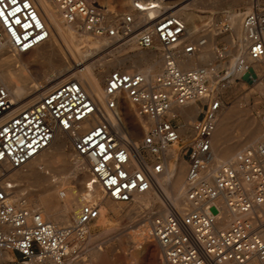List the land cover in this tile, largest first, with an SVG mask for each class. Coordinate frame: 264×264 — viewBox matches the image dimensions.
<instances>
[{"label": "built area", "instance_id": "1", "mask_svg": "<svg viewBox=\"0 0 264 264\" xmlns=\"http://www.w3.org/2000/svg\"><path fill=\"white\" fill-rule=\"evenodd\" d=\"M53 1L65 22L93 37L108 38L115 48L128 42L141 49L159 46L163 70L150 77L115 69L104 82L107 109L123 116L125 97L140 115L152 120L134 146L129 133L125 131L120 139L105 117L85 127L99 111L92 96L74 79L46 89L21 108L0 84V250L12 254L6 264H60L69 255L66 248L71 241L89 236L86 227L99 216V205L89 200L80 206L71 226L44 219L25 204L22 195L15 196L18 185L9 177L10 170L23 167L61 132L85 161L86 188L96 186L103 197L131 202L134 195L155 184L170 160L169 150L180 145L181 126L174 121L175 114L169 113L171 105L204 98L202 117L192 124L194 136L185 148L186 197L191 208L180 211L167 202L166 213H151L148 234L158 243L165 264H264V141L224 162L215 161L211 146L221 106L214 91L223 89L232 76L230 60L238 69L244 66L241 73H251V81H257L262 90L264 69L256 73L244 65L243 57L229 55L218 44L214 51L222 68L214 63L182 68L180 56L193 55L207 44L206 34L187 40L186 24L177 15L184 0H130V10L123 13L107 10L96 1ZM241 25L244 54L264 65V1L242 14ZM222 31H230L227 21ZM48 34L32 0H0V53L28 52L44 43ZM244 184H250L251 190ZM221 202L232 214L224 226Z\"/></svg>", "mask_w": 264, "mask_h": 264}, {"label": "bare ground", "instance_id": "2", "mask_svg": "<svg viewBox=\"0 0 264 264\" xmlns=\"http://www.w3.org/2000/svg\"><path fill=\"white\" fill-rule=\"evenodd\" d=\"M32 1L46 23L49 33L47 40L28 52L16 53L11 50H4L0 53V84L6 87L10 97L15 102V106L18 108L26 106L38 99L46 89L60 82L74 79L79 82L87 94L92 96L99 111L98 114L91 117L85 123V127H90L97 123L101 117H105L108 119L112 130L120 139L124 137L125 131H129L136 136L141 133L145 134L152 124V120L146 116L140 115L137 107L126 98H124L122 102L125 110L123 116H117L113 111L107 109L104 103V85H102V83L103 81L105 82L108 75L103 80H101V77L106 68H117L119 66H123V71H139L150 77L155 76L162 72L163 63L162 67H159L161 68L160 71L155 74L149 73V69L152 64H158L161 58L163 62V57L160 50L161 55H159L160 57L157 59L155 52L152 50H154L155 47L160 49V47L155 46L151 49H141L138 48L134 42H128L115 48L110 44L108 38L93 37L85 31L80 30L76 24L65 22L53 0ZM186 1L188 2L177 9V15H179L186 24V38L187 40H193L199 32H203V34L207 36V44L193 55L180 56L178 61L182 68L196 66L192 64L193 59L203 64L213 59H215L217 63L220 61L214 51L216 47L214 44L215 36L222 31V26L217 28V32L213 31L208 27L209 20L205 22V17L200 14L201 10L205 11L207 9L219 8L226 11L225 20L230 25L231 34L228 38V42L234 46L232 56L243 57L244 65L250 66L256 73L264 69V65L252 62L244 54L246 42L244 40L241 25L242 14L235 11V8L241 5H250L249 7H251L252 4L264 0H184V2ZM117 2L124 6L123 8H129L126 4V0H117ZM101 6L105 7L107 10L112 9L109 6ZM57 46L61 47L62 54H60L59 59L56 61L53 56L57 52ZM145 50L151 51L144 52ZM104 52L106 54L102 55ZM160 53L158 52V54ZM226 53H228L227 50ZM107 55H111L112 57L106 58ZM42 60L48 62L49 68L47 70L41 69L37 64ZM127 61L131 63L132 67L129 68L125 65ZM233 62L234 61L231 59L228 72L232 74V76H236L244 70V66L238 69ZM48 71L54 72L56 75L49 77L47 76ZM40 76L44 77L43 86L34 84V81ZM252 83L258 88L260 94L264 95V90H262L257 81L254 80ZM213 85L214 84H212V86ZM25 91H28L29 94H25ZM203 100H205V98ZM175 111H179L188 119L193 120L201 111V108L194 102L187 104L173 103L169 113L172 114L175 113ZM116 112H118V110H116ZM229 115L230 114L225 111L223 107L217 112L216 127L211 141L212 152L216 162L228 161L232 159L236 153L243 151L247 147L254 146L260 141H264V129H259L254 140H249L251 141L250 145H245L240 150L233 153V155L225 152V149H218L223 141L225 131L229 129ZM128 127L131 130H128ZM242 129H244V127H242ZM68 141L70 145H72L70 138L66 134L56 132L47 148L41 151L23 167L10 170L9 177L18 185L15 196L18 197L22 195L26 198L25 195L29 191H37L39 193L38 203L36 202V204H34L30 201V203L33 204L31 206L25 199V204L39 211L44 219L61 226H71L77 219L80 206L90 200L99 205V216L95 219V224L92 225V227L97 226L101 229L97 234V237H99L98 240L110 242L112 245H115L124 238H131L135 241V235H140V239H144V241L138 242L141 244L147 241V238L151 239L148 234L149 229L147 226L143 229L144 233L139 230L136 231V234H131L127 231V228L118 231L115 225L109 223L110 219L108 218V220L106 218L107 216L105 217V214H107L105 212L107 210L105 207L106 204L104 205L101 203V197L103 196H99L96 186H91L90 190L86 188V183L89 179L87 166L85 161L77 157L73 150L72 152H67ZM129 141L133 146L138 142L130 138ZM254 141L257 142L255 143ZM220 150L221 152H219ZM177 152V147L174 146L169 150L168 156L175 157L177 156ZM170 161L171 160H168L164 172L156 176L155 184L147 192L133 196L132 200H135V204L128 209V218L137 213L139 207L143 205H156L162 209L156 211L163 214L167 212L168 207L166 202H169L172 207L180 211L191 208L186 197V175L183 177V171L180 165H177L176 161ZM244 187L248 191L252 188L250 184H244ZM52 201L59 202V205L50 207L49 209L44 207L48 202L50 203ZM221 203L225 212L224 226L227 221L232 218V214L227 212L223 202ZM256 209H261V207H256ZM262 219H264V216H262ZM66 221L69 222L67 224H61ZM90 226L91 223L86 227L88 232H90ZM89 235H91V233H89ZM154 242V244L147 243L145 251L150 254L153 264H165L161 257V249L158 243L156 241ZM66 250L67 254L71 251L69 247H67ZM91 255L93 258H91L92 260L89 264H108V260L99 252V248L92 250ZM11 257L12 254L10 251L0 250V264H6L5 261ZM73 260L74 257L68 256L60 264H68L69 261ZM50 264L57 263L50 262Z\"/></svg>", "mask_w": 264, "mask_h": 264}, {"label": "rangeland", "instance_id": "3", "mask_svg": "<svg viewBox=\"0 0 264 264\" xmlns=\"http://www.w3.org/2000/svg\"><path fill=\"white\" fill-rule=\"evenodd\" d=\"M92 1H96L97 3L104 5V6H109L110 8L115 9L117 13H123V12H127L130 10V0H126V4L127 6H129V8H126V7L123 8L124 6L120 5L117 2V0L116 1L115 0H92ZM187 2L188 1L182 2L181 5ZM249 6L250 5H247V6L241 5L235 8V11L237 13L243 14L245 11L251 8ZM200 14L205 17L204 18L205 22L209 20L208 27L210 26L213 31L217 32V28L219 26H222L221 28L223 30V25L224 23H226V20H225L226 11L224 9L213 8V9H207L205 11L201 10ZM199 34H203V32H199L197 35ZM230 34H231V31L219 32L215 36L214 46L218 44L220 48L227 49L228 54L232 55V53L234 52V46L230 42H228V38ZM56 48H57V52L54 54L53 58L57 61V59H59L60 57V54H62V50L60 46H57ZM146 51H151V50H145L144 52ZM152 51L155 52L157 59H159L160 57L159 55H161L160 49L158 47H155V49ZM158 52L160 54H158ZM104 54L106 53L104 52L102 55ZM111 57H112L111 55L110 56L107 55L106 58H111ZM197 62L198 61L193 59L192 64L193 65H208V64L215 62L214 64L216 68H219V69L222 68L221 61L217 63L215 59L209 60L208 62L204 64L201 62H198V63ZM162 63L163 62L161 58V61H159L158 64H155V65L152 64L151 68L149 69V73L155 74L159 72L161 69L159 67H162ZM37 64L43 70H47L49 68V64L48 62H46V60L39 61ZM125 65L129 68L132 67L131 63L128 61L125 63ZM122 68L123 66L122 67L119 66L117 68H111V67L106 68L103 76L101 77L102 78L101 80H103L108 75V73L111 72L112 70H115V69L123 70ZM249 74L251 73L244 72L236 76H230L225 82V87L223 89L214 91L215 95H217V93L219 94L218 96L220 97V100H221L220 108L223 107L225 111H227L230 114L229 120H228L229 129L225 131V134L223 135V141L221 145L218 147V149L219 148H222L223 150L225 149L224 151L229 153L230 155H233V153L240 150L245 145L247 144L250 145V142L254 140V137L257 134L258 130L264 129V95H261L258 88L252 83L251 77H250L251 75ZM55 75L56 74L54 72H51V71L47 72V76L49 77H53ZM43 79L44 77L42 76L38 77L34 81V84L35 85L39 84L40 86H43L44 85ZM102 85H104V81ZM26 93L29 94L28 91H25V94ZM194 103H196L202 109L203 104L206 103V100L202 99ZM174 114L176 116L174 118V121L180 124L181 126L179 128V131L181 134V140H180V145L176 146L178 150L177 156L175 157L169 156V159L171 161L173 160L176 161L177 165H180V168L183 171V177H184V175H186L185 171H187L186 167H188L187 165L188 152H186L185 148L191 143L193 136H194L192 124H194V122L197 119H201L202 113H198L194 117L193 120L188 119L183 113L179 111H175ZM242 127H244V129H242ZM129 129L130 128L128 127V130ZM141 134L136 136L132 134L131 132H129L128 137L132 139L133 141H138L143 136L144 133H141ZM254 142L256 143L257 141H254ZM67 144H68L67 152H72V148H71L69 141L67 142ZM180 146L182 148L179 151ZM219 152H221V150ZM98 194L99 196H102L99 189H98ZM38 195L39 193L37 191H29L25 195L26 197L25 199L27 200L26 202H28V204L31 206L33 205L31 203H34V204H36V202L38 203V199H39ZM101 198H102L101 203L104 205L106 204L105 205L106 209L107 210L109 209L108 212L107 210L105 211L107 213L105 214V217L107 216L106 218L110 219V220L108 219L109 223L115 225V228H117L118 231L127 228V231H129L131 234L132 233L136 234V231H139V230H141L144 233L143 229L145 226L148 227V221L150 219L151 213L159 209L162 210L160 207L156 205L154 206L143 205L139 207L137 213L131 215V217L128 218L127 211H129L128 209L133 207V205L135 204V200L125 203V202L114 201L106 197H101ZM58 205H59V202L52 201L50 203L48 202L44 207L49 209L50 207H54ZM68 222L69 221H66L61 224H67ZM95 222L96 221L94 220V222H92L90 226L91 235L87 236L85 239L77 237L74 240H72L71 243L69 244L68 247L71 249V251L69 252L68 256L74 257V260L69 261L68 264H89L92 260L91 258H93L91 255V251L97 248H99V252H101L105 256V258L108 260V264H153L150 254L147 251H145V246L147 243H153V244L155 243L153 240L147 238V241H145L144 243L142 242L141 244L138 242L144 241V239H140L141 238L140 235H135L136 236L135 241L132 240L131 238H128V239L124 238L121 242H119L120 244L117 243L118 245L117 244L112 245L110 242H103V240H98L99 237H97V234L99 233L101 229L100 227H97V226L92 227V225H94ZM159 256H160V250H159Z\"/></svg>", "mask_w": 264, "mask_h": 264}]
</instances>
